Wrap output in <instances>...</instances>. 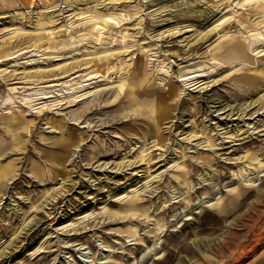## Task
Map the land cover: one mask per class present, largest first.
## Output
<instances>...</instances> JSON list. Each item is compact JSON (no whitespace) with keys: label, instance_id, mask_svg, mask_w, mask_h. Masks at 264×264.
Listing matches in <instances>:
<instances>
[{"label":"rangeland","instance_id":"obj_1","mask_svg":"<svg viewBox=\"0 0 264 264\" xmlns=\"http://www.w3.org/2000/svg\"><path fill=\"white\" fill-rule=\"evenodd\" d=\"M91 263L264 264V0L0 7V264Z\"/></svg>","mask_w":264,"mask_h":264},{"label":"crops","instance_id":"obj_2","mask_svg":"<svg viewBox=\"0 0 264 264\" xmlns=\"http://www.w3.org/2000/svg\"><path fill=\"white\" fill-rule=\"evenodd\" d=\"M28 1H31V0H0V7L2 6H13V5H17L19 3H22V2H28Z\"/></svg>","mask_w":264,"mask_h":264},{"label":"bare ground","instance_id":"obj_3","mask_svg":"<svg viewBox=\"0 0 264 264\" xmlns=\"http://www.w3.org/2000/svg\"><path fill=\"white\" fill-rule=\"evenodd\" d=\"M240 51H242L241 49H239ZM238 52V51H237ZM239 55V54H238ZM190 78V77H189ZM123 89V88H122ZM172 89V88H171ZM171 92V91H170ZM171 95H173V94H171ZM136 232L137 231H135V229H134V236L131 238V239H136L137 237H136ZM259 239V238H258ZM257 240V239H256ZM228 242V241H227ZM254 245V244H253ZM227 247V246H226ZM246 247V246H245ZM218 249V248H217ZM247 249V248H246ZM255 249V248H254ZM227 250V249H226ZM250 250H253V248L252 249H250ZM247 251V250H246ZM239 256V255H238ZM106 256H103L102 258H105ZM91 264H93V263H91Z\"/></svg>","mask_w":264,"mask_h":264}]
</instances>
